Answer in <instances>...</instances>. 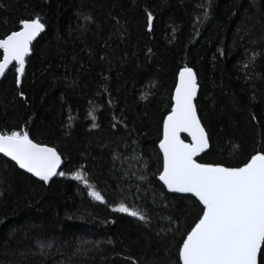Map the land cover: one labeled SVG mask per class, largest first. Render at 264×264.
I'll list each match as a JSON object with an SVG mask.
<instances>
[{
  "label": "trees",
  "instance_id": "1",
  "mask_svg": "<svg viewBox=\"0 0 264 264\" xmlns=\"http://www.w3.org/2000/svg\"><path fill=\"white\" fill-rule=\"evenodd\" d=\"M36 16L21 83L13 65L0 75V132L54 147L65 175L45 184L0 156V264H178L202 206L159 180L176 77H197L198 162L264 149V0H0V38Z\"/></svg>",
  "mask_w": 264,
  "mask_h": 264
},
{
  "label": "snow or ice",
  "instance_id": "2",
  "mask_svg": "<svg viewBox=\"0 0 264 264\" xmlns=\"http://www.w3.org/2000/svg\"><path fill=\"white\" fill-rule=\"evenodd\" d=\"M207 15L205 10V18ZM152 22L153 16L148 12L149 30ZM18 25L19 30L0 38V75L13 65L17 85L21 83L30 45L46 27L39 16L20 19ZM255 56L253 53L252 60ZM197 87L193 69L181 68L159 142L163 153L159 180L171 191L191 193L202 205V215L178 247V264H264V149L256 151L241 166L198 162L196 157L210 149V137L193 103ZM19 95L23 97L24 93ZM181 133H187L191 141L185 142ZM0 153L45 184L56 175H65L57 172L61 164L57 150L34 142L27 132H0ZM72 175L88 186L91 197L104 202L102 194L90 186L80 171ZM115 211L147 222L146 215L124 203L117 205Z\"/></svg>",
  "mask_w": 264,
  "mask_h": 264
},
{
  "label": "water",
  "instance_id": "3",
  "mask_svg": "<svg viewBox=\"0 0 264 264\" xmlns=\"http://www.w3.org/2000/svg\"><path fill=\"white\" fill-rule=\"evenodd\" d=\"M43 33V32H42ZM42 33H40L34 40H33V42H32V44L36 41V39L42 34ZM30 47H31V45H30ZM2 51V50H1ZM15 62H13V64H14ZM12 65H9V68L11 67ZM8 68V69H9ZM8 69H6V70H8ZM6 70H5V72H6ZM193 72H194V70H193ZM179 73V72H178ZM195 73V72H194ZM3 75V74H2ZM196 75V74H195ZM177 79H178V74H177V77H176V82H177ZM196 79H197V77H196ZM175 85H176V83H175ZM198 85V84H197ZM174 92H175V87H174V89H173V91H172V96L174 95ZM198 92H199V87H197V94H196V96L194 97V100H193V103H194V105H195V102H196V99H197V96H198ZM172 103H173V100H172ZM195 107H196V105H195ZM197 110V109H196ZM170 111H171V109H170ZM168 115V114H167ZM166 115V116H167ZM165 116V117H166ZM197 116H198V113H197ZM198 118H199V116H198ZM164 121V120H163ZM202 124V123H201ZM203 126V125H202ZM181 135V138L183 139V137H185L186 139H187V141H185V142H190L191 141V137H189L188 136V134L187 133H181L180 134ZM163 138V126H162V135H161V139ZM160 139V140H161ZM158 146H159V144H158ZM160 149V148H159ZM207 151V150H206ZM161 152V151H160ZM161 154H162V159H163V153L161 152ZM202 154H204V153H201V154H199L197 157H196V159H198ZM0 156L1 157H3L4 159H6V160H8V161H10V162H12L13 164H15L17 167H18V169L21 171V172H23V173H25V174H27V175H29V176H31V177H33V178H35L36 180H40L38 177H35V176H33L31 173H28L27 172V170L26 169H20L19 168V166L15 163V161H12L11 160V158L10 157H7V156H5L3 153H0ZM60 166H61V164H60ZM60 166L58 167V169H57V172H59V170H60ZM162 170H163V166H162ZM55 177V176H54ZM54 177H52V178H54ZM52 178H50V179H52ZM161 182V184L163 185V182L162 181H160ZM164 186V188L166 189V191L168 192V193H170V194H176V195H182V196H190V197H193L194 199H196L191 193H179V192H175V191H171V190H169L165 185H163ZM197 200V199H196ZM198 201V200H197ZM202 206V205H201Z\"/></svg>",
  "mask_w": 264,
  "mask_h": 264
},
{
  "label": "rangeland",
  "instance_id": "4",
  "mask_svg": "<svg viewBox=\"0 0 264 264\" xmlns=\"http://www.w3.org/2000/svg\"><path fill=\"white\" fill-rule=\"evenodd\" d=\"M81 184H83L84 186H86L82 181H79ZM87 187V189H88V186H86Z\"/></svg>",
  "mask_w": 264,
  "mask_h": 264
}]
</instances>
